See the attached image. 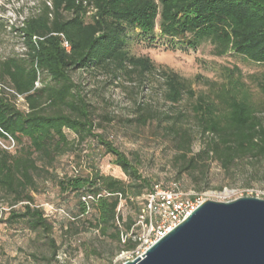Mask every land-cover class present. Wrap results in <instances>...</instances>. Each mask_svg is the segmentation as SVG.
Masks as SVG:
<instances>
[{
  "label": "trees",
  "instance_id": "1",
  "mask_svg": "<svg viewBox=\"0 0 264 264\" xmlns=\"http://www.w3.org/2000/svg\"><path fill=\"white\" fill-rule=\"evenodd\" d=\"M157 25L161 36L188 47L209 39L220 55L233 51L264 65V0H44L17 28L25 51L0 59V214L8 213L0 222L25 223L33 232L50 233L53 224L35 195L51 180L60 196L73 193L78 198V213H66L71 226L81 224L116 241L121 252L129 251L138 245L132 235L140 234L141 227L130 219L122 228L121 201L144 196L140 217L155 185L170 189L140 172L137 153L129 156L95 131L92 105L72 77L77 69L109 70L115 79L158 75L171 106L186 95L195 98L193 125L184 126L183 111L160 116L148 104L139 107L136 117L139 124L157 117L169 122L167 133L183 170L199 169L205 178L214 160L224 169L245 158L264 161V105L245 93L196 96L186 78L130 52L131 35L153 37ZM59 33L71 42L70 51ZM37 81L42 85L37 87ZM258 86L264 95V72ZM19 96L24 106L19 105ZM67 130L77 135V144ZM196 134L205 141L194 152ZM89 139L101 145L126 178L104 173L98 165L101 156L91 157L86 173L76 166L72 173L57 172L58 158ZM49 244L56 260L59 247L52 237Z\"/></svg>",
  "mask_w": 264,
  "mask_h": 264
},
{
  "label": "rangeland",
  "instance_id": "2",
  "mask_svg": "<svg viewBox=\"0 0 264 264\" xmlns=\"http://www.w3.org/2000/svg\"><path fill=\"white\" fill-rule=\"evenodd\" d=\"M43 1L0 0V59L25 51L17 28L23 26L29 15L38 11ZM159 31L157 25L153 37L132 34L130 52L136 56H147L159 69L173 71L186 78L196 96L217 97L223 94L225 97L245 93L255 104L264 105V95L258 86L264 72L263 64L236 55L233 51L220 55L209 39L192 48L178 39L161 36ZM72 77L92 105L97 123L95 131L113 141L129 156L137 153L141 159L139 170L151 181L160 182L186 195L203 194L207 199L227 201L241 196L264 199L263 160L245 158L229 169H224L214 160L207 168L206 177L201 178L199 169H182L174 140L167 133L170 130L167 127L169 122L159 117L146 124L136 121L141 111L139 107L148 104L160 116L183 111L184 126L193 125L196 121L192 116L195 98L186 95L180 104L171 106L164 99V87L158 75L145 80L137 75L132 79H115L109 70L77 69L72 71ZM43 78L49 80L46 76ZM18 102L24 106L23 97H18ZM67 134L71 141L78 143L74 132L67 130ZM204 141L203 136L196 134L193 151L197 152ZM10 148L14 151L15 146L11 145ZM91 157H100L98 165L104 173L126 178L119 167L111 164V156L103 154V148L95 139L85 140L59 157L55 165L57 172L72 173L76 166L86 173L90 170ZM35 197L36 203L44 208L52 222L53 230L48 234L37 233L25 223L1 221L0 264H121V250L116 241L98 236L96 231L86 230L81 224L70 225V217L66 213L71 216L78 213L75 194L60 196L58 188L48 180L45 191ZM143 201L144 196L132 202L121 201L122 228L126 227L124 222L130 219L134 224L138 222ZM7 215L0 214V219H5ZM50 237L59 247L56 260L52 258Z\"/></svg>",
  "mask_w": 264,
  "mask_h": 264
},
{
  "label": "water",
  "instance_id": "3",
  "mask_svg": "<svg viewBox=\"0 0 264 264\" xmlns=\"http://www.w3.org/2000/svg\"><path fill=\"white\" fill-rule=\"evenodd\" d=\"M122 264H264V199H206L143 255Z\"/></svg>",
  "mask_w": 264,
  "mask_h": 264
},
{
  "label": "built area",
  "instance_id": "4",
  "mask_svg": "<svg viewBox=\"0 0 264 264\" xmlns=\"http://www.w3.org/2000/svg\"><path fill=\"white\" fill-rule=\"evenodd\" d=\"M59 35L63 47L70 51L71 42L63 33ZM40 85L42 82L37 81L36 86ZM206 199L203 194L186 195L174 188L165 189L160 184L155 185L153 192L148 195V204L138 221L141 227L140 234L132 235L139 243L134 249L121 252L120 263L143 255L157 239L185 219Z\"/></svg>",
  "mask_w": 264,
  "mask_h": 264
}]
</instances>
